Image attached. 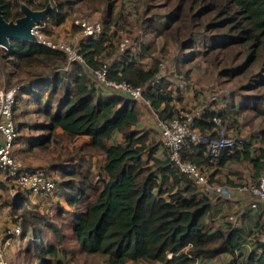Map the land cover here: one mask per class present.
Returning <instances> with one entry per match:
<instances>
[{"label": "trees", "instance_id": "obj_1", "mask_svg": "<svg viewBox=\"0 0 264 264\" xmlns=\"http://www.w3.org/2000/svg\"><path fill=\"white\" fill-rule=\"evenodd\" d=\"M76 1L92 7L104 4L106 28L123 18V14L115 16L113 0ZM167 1L163 24L152 28L156 35L163 37L166 44L172 42L182 49H192L198 53L195 58L215 69L223 65L217 74L221 77L230 80L244 77L246 84L241 89L256 91L258 98L255 97L259 101L263 99L264 0ZM70 4L69 0H0L1 14L6 21L20 18L21 6L26 5L32 10L48 7L41 23L51 19L54 25L64 21L67 16L64 8ZM113 37L114 33L104 32L98 40L84 38L80 42L79 52L88 66L97 68L102 64L99 58L103 52L109 47L115 48ZM150 48L148 45L143 50ZM1 51L11 57L13 70L9 76L19 78L34 69L31 72L34 78L27 84L17 83L22 88L13 108L15 112L19 96L30 95L36 102L35 113L44 118L37 125L45 131L44 138H34L35 142L28 147L48 142L53 131L59 130L68 139L86 138L83 145L104 157L95 176L91 175L92 163L83 169H64L69 176L62 184L67 189L63 193L64 201L74 209L70 229L82 253L101 256L105 264L142 261L148 264H264V243L257 240L249 250L244 248L252 233L247 225L236 228L224 222L225 228L209 226L211 198L204 190L198 191L192 180L173 166L168 155L156 156L158 143H148L145 134L134 130L139 122L136 101L96 87L77 62L68 70L54 71L58 63L65 61L63 53L36 41L10 39L9 50ZM216 51V56L221 57L211 56ZM157 70L156 63L144 68L126 52L108 65L107 76L140 87L149 83ZM167 87L161 80L143 92L163 120L177 114ZM256 110L261 109L256 107ZM210 114L204 113L197 120L200 130L212 125ZM18 126H22L20 122H17V131ZM248 145H243L239 159L251 163L253 177L257 179L264 171V161L261 157L251 158ZM191 146L198 152L188 156L185 146L183 159L197 166L210 163L203 145ZM232 159L238 160V157L224 154L220 164ZM20 191L11 195L13 207L18 209L27 202ZM257 209L256 221L263 214L261 207ZM22 216L18 223L21 235L29 230L35 237L44 226L58 231L48 217L37 212L25 209ZM34 243L38 245L36 239ZM54 252L51 247L42 249L38 264H50L46 257L53 256ZM221 255L228 256L229 260L219 263L216 259Z\"/></svg>", "mask_w": 264, "mask_h": 264}, {"label": "rangeland", "instance_id": "obj_2", "mask_svg": "<svg viewBox=\"0 0 264 264\" xmlns=\"http://www.w3.org/2000/svg\"><path fill=\"white\" fill-rule=\"evenodd\" d=\"M69 2L71 3L70 6L64 8L67 11L64 21L59 25H54L51 19L40 22L36 28L37 36L48 41H64L79 47L84 37L82 30L74 24V21L79 18L90 22L101 20L103 21V32L107 35L114 33L113 42L115 46L119 37L118 32L123 30L128 36L132 37V45L128 53L144 68H148L153 62L157 66L159 62L168 64L167 72L162 80L168 84L167 88L172 98L171 103L177 109V114L174 116L184 115L197 109L201 113L203 112L202 114L212 113L210 114L212 116L210 127L200 130L196 126L198 136L208 137L214 133L212 137L230 135L243 139L245 143L249 144V156L251 158L261 157V161H264V98L259 101L256 91L247 92L241 89L246 84L244 77L238 76L232 80L221 77L217 74L218 71H221L220 68L223 65L215 69L203 63L201 59H198L199 57L195 58L198 53L192 51V49H182L172 42L166 44L167 42L163 37L156 35L152 28H157L163 24L164 18L162 17L167 13V0H113L115 16L123 14V18L117 23H110L107 28L106 21L108 18H106L104 4L92 7L84 1L69 0ZM139 30L145 34L141 41H138L135 37L136 32ZM148 45H151L150 50L144 51L143 48ZM1 50H3L2 47H0V89L17 83L27 84V81L34 78L31 76L34 69L31 71L32 73L21 75L19 78L9 76V72L13 70L10 63L11 57L4 55L5 53ZM217 53L218 51L212 53L211 56L217 57ZM121 56L116 47H109L99 59L102 63L109 65ZM219 57L221 56L217 58ZM64 65H66V60L57 64V66ZM145 100L147 99L136 101L140 119L144 114L147 119L152 121L151 124L154 125L155 129H145L141 135L145 134L147 138L155 140L160 137L158 126V120L160 119L152 107L146 105ZM17 104L18 107L14 112V117L18 124L20 122L22 125L18 126L17 141L20 142L21 148H27V144L23 143L24 138L34 137L38 138L37 140L44 138L45 131L37 126L44 122V118L35 113L36 102L32 100L30 95L19 96ZM140 106L144 108L142 111H140ZM256 107L261 110L257 111ZM258 112L263 114L260 115ZM58 131H53V135L48 142L44 141L40 146H37V143L25 153L26 157L31 159L36 167L45 168L50 176L56 178L58 184L53 193L44 198L33 197L34 199L31 200L27 192L19 190L27 202L22 209L14 208V204H12L14 200L9 192L10 183L6 181L5 176L0 172V184L2 183L0 193L4 194L0 199V237H3L7 227L21 222L25 209L48 217L49 221L58 229L56 232L52 230L54 228L44 226L35 236L37 238L33 237L29 230L27 233L14 238L8 253L11 264H38L41 250L49 247L55 251L53 256L46 257L50 264H105L103 257L84 254L80 251L70 229V219L74 209L62 199L64 198V190H67L62 187L63 181L69 179L68 174L64 172L65 167L83 169L88 165L91 166L92 163V171L95 174L93 175V172H91V175L95 176L101 168L102 156L98 151L83 145L86 138L79 136L68 139ZM161 149L167 155V150L163 147ZM243 151L244 147L242 146L230 153L238 157V160H228L221 164L219 161L199 165L208 185L222 186L227 191L226 198H219L216 193L207 192L203 187L196 186L198 191L204 190L213 201L217 197L225 199L226 206L224 211L221 210L220 219L222 218L223 222H229L232 227L236 228L249 224V217L246 215L247 220L244 224L245 217L243 216L245 213L250 217L258 213V211H245L239 215V211H237L242 203L248 205L249 200L252 199L250 193L241 188L249 186L256 180L253 177L254 169L251 163L245 159H239ZM260 176H264V171L260 173ZM5 182L8 184L7 188ZM232 192H241L240 203L236 206L232 205V203H236L231 199ZM220 202L222 203V200ZM215 208H218V206L216 205ZM245 209L248 210L247 207ZM8 212H10L9 218ZM250 225L247 226V229L251 231L252 226ZM35 239L38 245L34 243ZM257 240L264 243V228L259 233L252 234L249 240L246 241L244 248L249 250ZM216 260L219 263H226L229 257L221 255ZM126 264L148 263L142 261L139 263L127 262Z\"/></svg>", "mask_w": 264, "mask_h": 264}, {"label": "built area", "instance_id": "obj_3", "mask_svg": "<svg viewBox=\"0 0 264 264\" xmlns=\"http://www.w3.org/2000/svg\"><path fill=\"white\" fill-rule=\"evenodd\" d=\"M74 24L82 30L84 38L98 40L104 34L103 21H88L86 19H76ZM32 28V33L36 37V42L63 53L66 65L58 66L54 71H65L77 62L81 64L87 73L93 79L96 87L106 92H113L129 97L131 100L139 101L144 99L143 92L146 87L159 83L167 72V63L159 62L158 70L154 78L147 84L140 87H132L124 81H115L108 78V64L102 63L94 68L85 63L84 57L79 52L78 46H73L67 42H52L36 35V28ZM144 32L139 30L135 37L141 41ZM118 39L115 44L119 54L128 52L132 45V37L123 30L118 32ZM6 52L9 47H2ZM22 84H14L0 89V172L8 180L9 192L14 195L18 190L28 191L34 195L45 197L54 192L57 187L56 178L50 176L43 167H26L16 159L15 144L18 137L17 121L14 117V104L16 96ZM149 107L150 101L145 100ZM203 113V112H202ZM200 110H193L180 116H173L165 120H158V126L161 134V143L167 150L173 166L181 173L185 174L196 186L203 187L207 192L216 193L222 197H227V191L222 186L208 185L206 177L201 172L199 166L182 158L183 147L189 145L205 146V156L209 158L210 163H217L226 153H231L236 148H241L245 141L235 136L220 135L216 137H200L196 132V123L202 115ZM215 120V117L213 118ZM242 190L247 191L252 196L248 206L252 209L261 207L264 213V176L258 177L249 186H244ZM20 224L7 227L3 237H0V264H11L8 253L12 240L21 235Z\"/></svg>", "mask_w": 264, "mask_h": 264}, {"label": "crops", "instance_id": "obj_4", "mask_svg": "<svg viewBox=\"0 0 264 264\" xmlns=\"http://www.w3.org/2000/svg\"><path fill=\"white\" fill-rule=\"evenodd\" d=\"M143 109L144 108L140 106V111H142ZM151 123H152V121L149 120V119H147L144 114L142 115V117L140 119V114H139V122L134 127V130L136 132H138V134H141L145 129H149V130L150 129H155L154 128V125H152ZM159 136L160 137L158 139H155V140H153V139H151V138L148 137L149 139L147 138L148 139L147 142H153L154 141V142L158 143V149L156 151V156L163 157L164 154H166V152L161 149L163 147V145L161 143V134H160V131H159ZM115 137H116V139L120 140V136L118 134H116ZM159 139H160V142H159ZM156 140H158V141H156ZM33 141H34V137H29V138L26 137V138H24V142L23 143L24 144H27V148H21L20 142H18V141L16 142L15 147H14L17 161H19L21 164H23L26 167H36L35 164L32 162V160L29 159L28 157H26V154H25V153H27L30 150V147H28V145L31 144V143H33ZM189 149H191V150H189ZM186 152L188 153V156H189L190 154H196L198 152V150L196 148H194V147L187 146ZM225 155L226 156H229L231 154L230 153H226ZM231 156H233V155H231ZM103 160H104V157H101V161L102 162H103ZM1 186H2V183L0 184V187ZM5 186H6V188L8 187L7 182H5ZM27 193H28L29 199H31V200L34 199L33 197H35V198H44V197H40V196L34 195L32 193H29V192H27ZM240 194H241V192H232V194H231L232 198L231 199H232V201L236 202V203H232L233 206H236L237 204L240 203V200H239V199H241V195ZM1 196H4V194L3 193L2 194L0 193V199H1ZM218 197L219 198H222V196H220V195H218ZM218 197L217 198L215 197L216 200H214V201L211 199L213 206H212V210H211L210 217H209L211 219L208 222V224H209V226H211V228H216V227L225 228V223L221 220L222 218L220 219V216H221V210L224 211V209H225L226 201H225V199H219ZM62 199H64V198H62ZM221 200H222V203L220 202ZM216 205L218 206V208H215ZM223 206H224V208L222 209ZM244 206L247 207L248 210H246ZM257 210H260V209H257ZM237 211H239V215H241L245 211H249V212L250 211H256V209H252L248 205H245V203H242L239 206V208H238ZM7 214H8V218H9L10 217V212H8ZM245 215L249 217V222H248L249 224H246V225L248 226V225L251 224L250 226H252L251 236L254 233H259L262 230V228H264V221H263V219H264V213L262 214L261 219L260 220H257V221H256L254 215H252V217H250L248 214L245 213L243 217H245ZM213 216H214V218H212ZM244 220H245V222H244V224H245L246 223V220H247L246 217H245ZM249 238L250 237H248V239Z\"/></svg>", "mask_w": 264, "mask_h": 264}, {"label": "water", "instance_id": "obj_5", "mask_svg": "<svg viewBox=\"0 0 264 264\" xmlns=\"http://www.w3.org/2000/svg\"><path fill=\"white\" fill-rule=\"evenodd\" d=\"M48 9L46 7L43 10H32L28 6L22 5L21 11L23 15L15 21H6L2 17L0 7V47H9L10 39L16 38L36 41L32 28L40 24Z\"/></svg>", "mask_w": 264, "mask_h": 264}]
</instances>
